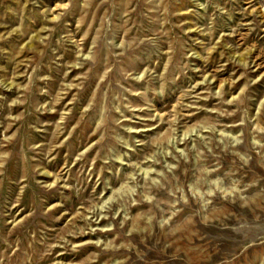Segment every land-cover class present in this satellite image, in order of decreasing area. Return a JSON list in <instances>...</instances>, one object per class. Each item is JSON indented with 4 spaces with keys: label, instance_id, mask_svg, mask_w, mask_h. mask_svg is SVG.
Returning <instances> with one entry per match:
<instances>
[{
    "label": "rangeland",
    "instance_id": "rangeland-1",
    "mask_svg": "<svg viewBox=\"0 0 264 264\" xmlns=\"http://www.w3.org/2000/svg\"><path fill=\"white\" fill-rule=\"evenodd\" d=\"M0 264H264V0H0Z\"/></svg>",
    "mask_w": 264,
    "mask_h": 264
}]
</instances>
